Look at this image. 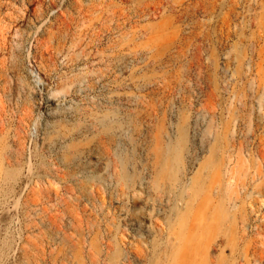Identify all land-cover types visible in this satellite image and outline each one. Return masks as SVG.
Segmentation results:
<instances>
[{
	"label": "rangeland",
	"instance_id": "374dc122",
	"mask_svg": "<svg viewBox=\"0 0 264 264\" xmlns=\"http://www.w3.org/2000/svg\"><path fill=\"white\" fill-rule=\"evenodd\" d=\"M0 264H264V0H0Z\"/></svg>",
	"mask_w": 264,
	"mask_h": 264
},
{
	"label": "bare ground",
	"instance_id": "6f19581e",
	"mask_svg": "<svg viewBox=\"0 0 264 264\" xmlns=\"http://www.w3.org/2000/svg\"><path fill=\"white\" fill-rule=\"evenodd\" d=\"M199 219H200V218L197 217V218L194 219V221H192V222H193L194 224L199 223Z\"/></svg>",
	"mask_w": 264,
	"mask_h": 264
}]
</instances>
